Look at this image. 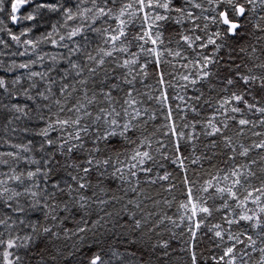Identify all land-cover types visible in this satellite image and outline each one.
<instances>
[{"label":"snow or ice","instance_id":"6c2138e0","mask_svg":"<svg viewBox=\"0 0 264 264\" xmlns=\"http://www.w3.org/2000/svg\"><path fill=\"white\" fill-rule=\"evenodd\" d=\"M8 2L11 7L8 15L13 24L20 19H37L45 9L51 13H61L62 19L52 25L51 32L33 39L22 40L21 37H27L35 25L22 29L19 34L0 28V32L7 31L11 41L23 49L11 52V56L30 57L35 53V59L20 63L13 60L7 66L0 60V70L5 72L26 70L23 76L17 75L11 80L0 77V90L4 93L0 94V120H7L11 124L8 113L14 114L13 119L16 120L24 118L35 127L25 126L23 131L40 138L36 142L29 140L28 143L11 145L17 150L15 152H0V165L10 169V172L0 173V176L7 177L0 179V205L12 208L10 201L21 196L31 197L32 211L43 212L45 220L57 221L60 211H71L69 201L63 199L64 196L69 197L72 207H76L83 216L76 229L64 230L65 239L69 238V232L75 236L103 228L107 234H112L117 227L128 228L129 225L140 229L142 222L148 223L151 213L137 219L138 213L129 206L142 212L143 201L139 199L143 193V189L139 188L141 180L146 184L157 183L156 179L151 178L154 167L159 163L153 154L155 152L163 159H170L171 164L179 170L176 175L183 185L181 195L185 199L179 203L178 212L182 211L181 221L187 219L192 237H196L202 226L210 224L208 231L220 241L227 242L223 254L218 258L212 257L216 264H236L238 256L241 264H247L245 257H251L248 248L253 252L259 251L256 264H264V246L257 249V240L249 234L250 230L255 231L256 236L264 241V166H261L264 163V151H261L264 150V132H252L261 139L247 146L240 143L238 148L233 137L225 134L234 128L236 136H243L245 129L264 127V44L260 43L264 41V35L255 34L264 33V24L255 23L252 32L247 30L258 10L264 11V0H206L212 6L214 15L211 16L204 15L208 11L204 7L205 0ZM4 4L5 0H0V12L5 11ZM29 4L33 8L19 16L21 9ZM194 10H199V15ZM201 17L204 21H210L215 30L209 32V23L203 26L198 24L197 20ZM258 19L264 21V15H259ZM169 25L175 27L169 28ZM248 36H253L256 41V44L248 45L252 53L258 51L257 45L261 53L252 57V66L237 63L239 52H247V41L242 42L241 38ZM96 38H99V43ZM173 41L175 49L168 47ZM41 43L66 51L41 53L37 51ZM0 45L6 49L10 47L3 39H0ZM133 48L137 50L133 51ZM222 50L226 55H220ZM234 52L237 55H233ZM114 53L121 56L117 57ZM4 55L0 51V57ZM166 64L170 65L172 71L164 69L163 65ZM35 65L42 70H32ZM116 69L123 71L113 75ZM255 69L260 70L259 74ZM149 76L156 78L158 87L154 89L157 93L155 96L142 91V88L150 87L144 83ZM166 76L173 77L177 84L166 79ZM210 78L218 80L219 87L211 84ZM204 84L208 85L209 91L217 92L219 98L214 103L213 97L204 98L206 94L202 87H197ZM16 86L20 88L13 91ZM177 86L185 95L175 91ZM169 89L173 90L171 94ZM189 90L193 95H186ZM5 99L9 103L6 104ZM12 100L17 102L11 103ZM153 100L158 107L148 105ZM208 107L213 109L210 115L207 113ZM161 114L163 123L157 125L155 121L161 118ZM247 114L254 115L256 119L244 118ZM148 126L154 131L146 135ZM198 127L200 132H197ZM185 129H191V132ZM157 133L160 136L153 141ZM201 135L216 137L204 146L213 150L211 156L197 154L196 141ZM6 143L0 140V146ZM32 151H39L40 158L25 159L20 155V152ZM252 151H256V156L250 157ZM122 156L124 159H121ZM217 156L223 159L220 163H213ZM237 157L250 158V163L239 162ZM205 160L208 168L203 166ZM21 161L36 167L17 172L13 165ZM190 164L199 166L197 177L206 176L202 182L198 183V179L190 175V172H196V169H190ZM69 168L74 171L68 172ZM61 172L70 181L66 179L61 183L53 180V176ZM172 177L173 173L169 172L158 175L162 181H169ZM25 180L31 181V185L25 186ZM9 181L23 190L9 187ZM175 187L173 182L166 190L171 192ZM129 193L137 198L134 199ZM116 205H120L119 209ZM12 211L25 212V208L17 203ZM93 213L97 218L89 227L88 217ZM216 213L220 214L219 220L211 223L210 218ZM167 219L176 224L172 217ZM9 220L11 216H5L0 219V225L10 228ZM20 223L25 221L21 220ZM233 225L237 227L233 228ZM30 226L33 233L38 235L9 238L6 241L0 239V245H5L0 254V264L23 261L24 257L10 250L28 249L27 242L35 245L40 235L50 234L44 247L32 253L39 257L36 264H44L48 244L51 238H59V233L53 232L49 226H43L42 233L36 224ZM155 227H159V224ZM3 235L0 232V237ZM242 237L246 238L247 243ZM17 240L23 242L18 244ZM129 242L136 243L131 239ZM241 244H245L244 249L238 248ZM163 247L168 248L167 242ZM72 256L73 253L69 252L64 254L63 259L69 260ZM49 258L55 260L56 256ZM88 264L108 262L94 253L88 258ZM133 264H140L139 259ZM192 264H197L195 253L192 254Z\"/></svg>","mask_w":264,"mask_h":264},{"label":"trees","instance_id":"16d2710c","mask_svg":"<svg viewBox=\"0 0 264 264\" xmlns=\"http://www.w3.org/2000/svg\"><path fill=\"white\" fill-rule=\"evenodd\" d=\"M50 2H56V0H50ZM60 3H65V0H59ZM71 2V0H68ZM204 7L208 9L204 15L211 16L214 13L211 11L212 6L204 3ZM5 11L0 12V20L3 21V24L0 25V28L10 29L13 33L19 34L22 29H26L35 25L36 27L33 28L32 32L28 34L27 37H21V39H33L37 37L43 36L46 32L52 31V25L57 23V20L62 19L61 13H51L48 12L46 9L42 11L41 15L37 17V19L28 21L20 19L17 23L13 24L8 13L11 11L10 3L8 0H5L4 4ZM33 8L32 4L27 5L26 8L21 9V12L18 13L19 16L27 14ZM196 11L197 15H199V10ZM175 15V14H173ZM251 15V13H248ZM259 15H264V11L258 10L257 15L252 17V23L248 24L247 30L249 32L253 31V24L255 23H262L264 21H259ZM243 19V18H241ZM138 23V21H136ZM197 23L203 26L204 23H209V32L214 31L215 27L211 25L210 21H204L203 18L197 20ZM59 28V26H57ZM175 27L174 25H169V28ZM63 32V29H59ZM203 35V33H198ZM256 35H264V33L256 32ZM0 39H3L6 43L10 45L9 48H4L3 45H0V51L4 52L5 55L0 57V60L4 61L5 66L12 63L15 60L17 63L24 62L31 59H35V53L32 55L19 57V56H11V52H18L22 51V48H18L7 35V31L0 32ZM58 39V37H57ZM78 41L80 40L79 37L76 38ZM242 42L247 41L245 47L247 48V52H239L240 59L237 60V63L247 64L252 66V57L254 55H261L259 52V45H257L258 51L253 54L252 48L249 47V44H256V41L253 36L242 37ZM67 42V41H66ZM96 42L99 43V38H96ZM167 43V38H166ZM260 43L264 44V41ZM94 47V46H93ZM169 48L175 49L176 44L173 41L172 43L168 44ZM92 50V49H89ZM136 51V48L132 49ZM37 51L41 53H49V54H56V53H64L66 50L62 48H53L48 43H41L38 46ZM31 52V50H30ZM238 52V50H237ZM95 54V53H94ZM115 56L120 57V53H114ZM221 56L226 55L225 51H221ZM233 55H237L236 52ZM264 58V57H262ZM111 59V58H108ZM168 60H172L171 57H166ZM176 63V61H173ZM47 62L45 63V67H47ZM108 67H114V65H106ZM63 67V65H62ZM166 71H172L170 65H163ZM32 70L40 71L42 70L39 65L33 66ZM26 70L23 69H15L13 72L8 73L3 70H0V77L5 78L6 80H11L13 77L20 75L23 76ZM123 71V69H116L113 75L119 74ZM221 71H224L222 69ZM259 69H255V72L259 74ZM103 73H101V76ZM99 79V77H97ZM166 79L172 80L173 84H177V80L173 79L171 76H166ZM210 82L213 85H217L219 87V81L216 79L210 78ZM146 85H149L148 88H142V91L150 92L153 96L157 93L154 91L158 85H156V78L154 76H149L147 80L144 82ZM141 87L140 85H137ZM197 87H202V90L205 92V97L208 96L213 97V103L219 97L217 96L216 91H209L208 85H197ZM20 88V86H16V89H12L16 91ZM175 91H179L181 95H185L183 90L177 88ZM170 94L173 92L172 89H169ZM0 94H4L3 90H0ZM6 95V94H5ZM186 95L191 96L193 95L192 91H188ZM221 95H227V93H221ZM6 104L9 103L8 99L4 101ZM16 100H12L11 103H16ZM21 102H23L21 100ZM31 104V102H28ZM173 103H181L180 101H174ZM189 103H195L194 101H190ZM148 105L155 108L158 107L155 101H149ZM213 109L211 107L207 108V113L210 115ZM8 119L12 120L11 124L7 123V120H0V140L7 141L6 144L0 146V152L6 151H17L15 148H12L11 145L13 144H24L28 143L29 140L34 142L38 141L40 138L31 136L26 134L23 131L25 126L28 127H35L33 124L28 123L24 118L20 120L13 119L12 113H8ZM189 118H191V113H189ZM223 118V117H221ZM244 118L248 119H256V117L252 114H247ZM179 122V121H178ZM157 125L163 123V116L161 114V118L155 121ZM230 125L232 124L229 121ZM15 129V131H13ZM154 129L151 126H148L146 135L153 132ZM186 132H191V129H185ZM201 129L198 127L197 132H200ZM260 131L264 132V127H257L255 129H245L243 136H236V130L234 128H230L226 131L227 136L233 137L234 141L236 142V146L238 148L240 143H243L245 146L251 144L253 141H259L261 137L252 135V132ZM160 134L157 133L152 139L155 141L159 138ZM216 137H204L203 135L200 136L199 140L196 141V151L197 154L203 153L205 156H211L212 151L210 149H206L204 146L209 144L211 140H215ZM116 143V141H113ZM155 148V143H154ZM216 151H219L217 149ZM264 151V150H261ZM111 154V153H106ZM156 155L158 164L154 167V171L152 174V179H156V184H146L141 180L139 185L140 189H143V193L139 196V199L143 201L141 208L143 211L135 209L133 206H129V208L133 212H137L136 218L139 219L143 215H147L151 213L149 217L148 223L144 224L142 222V227L140 229H134L131 225L128 228H121L117 227L113 230L112 234H107L105 229L99 228L94 229L92 232H83L79 233L78 235H71L69 232V238L65 239L64 235L65 229L73 230L76 229L78 226L81 217L83 216L82 212L76 210V207H72V202L69 197L64 196V200L69 201V205L71 207V211H60L58 213L57 221H53L51 219H44L43 212H35L32 211V198L21 196L16 200L10 201L12 208L17 206V203L23 205L25 208V212H13L12 208H6L0 205V213L4 215H0V219L5 218V216H11V220L8 223L11 225L10 228H6L4 225H0V232H3V237L0 239L7 240L9 238L15 239L16 237H24V236H33L38 235V233H33V229L30 226L31 224H36L37 228L42 233L43 226L52 227L53 232L59 233V238H51V242L48 244V251L44 256V264H88V258L93 255L94 253H98L103 260L107 261L108 264H133L134 261L139 259L140 264H192V254L195 253L197 257V264H216V262L212 259L213 256L219 257L223 254V249L227 247V242H222L218 238H215L212 232L208 231V227L210 224L206 226H202V228L197 231L196 237L193 238L191 233L188 231V221L185 219L184 221L180 220V215L182 211L178 212L179 203L185 199L183 195H181V189L183 188L182 183L180 182L179 176L176 173L179 172L176 169L175 165L171 164L170 159H163V157L157 153H153ZM187 154V153H186ZM20 155L28 158H35L39 159L41 153L39 151H32L29 153L20 152ZM256 156V151H252L250 153V157ZM4 159H8V157H4ZM121 159H124L122 156ZM223 159L222 156H217L213 159V163H220ZM258 159V158H257ZM239 162H249L250 158L244 157H237ZM162 165V166H160ZM16 167V171L20 172L22 170H27L29 168L34 169L36 165H28L25 162L21 161L19 164H14ZM204 168H208L207 160L203 161ZM261 166H264V163H261ZM190 169H196V172H190L194 178L198 179V183L202 182L203 179L206 178L204 175H200L199 177L196 176V173L200 171L199 166L197 165H189ZM221 167L223 165L221 164ZM253 167H257L254 165ZM68 172H73L74 170L69 168L67 169ZM10 172V169L6 165H0V173ZM165 172L173 173V177L170 178L169 181H162L158 179V175H163ZM259 174V173H258ZM143 176V174H141ZM7 177L0 176V179H6ZM69 180L70 178L66 176L64 172H61L55 176H53V180L59 181L63 183V180ZM175 183L176 187L172 189L171 192L167 191V187L170 183ZM31 181L25 180V186H30ZM51 183V181L49 182ZM108 183H111L109 181ZM118 183V181H117ZM258 183V181H256ZM9 187L16 188L17 190L22 191V187L17 185L16 183L9 181ZM127 187V185H125ZM36 190V189H34ZM51 190V189H49ZM90 194V192L88 193ZM134 199H136V195L129 193ZM150 197V198H146ZM43 203V201H41ZM146 206V207H145ZM95 205H93V208ZM120 205H116V208L119 209ZM111 211V207L108 209ZM103 214V213H101ZM219 213L214 214L213 217L210 218L211 223L218 222L219 220ZM172 217L173 220L176 221L174 225L167 217ZM95 213H93L89 220V227L91 226V222L96 219ZM126 218V217H125ZM21 220H24L25 223H20ZM61 220L63 221L61 223ZM163 221V223H160ZM15 222V223H13ZM156 224H159V227H155ZM109 228L112 227L111 224L108 225ZM236 225H233V228H236ZM131 229V230H130ZM151 229V230H150ZM101 233H104L103 235ZM253 236L254 239L257 240L256 248L264 246V241L259 239L256 236L255 231L249 232ZM83 237V239H81ZM50 238V234L48 236L40 235L39 239H37L35 245L32 244L31 241L27 242L29 244L28 249L24 248H14L10 251H13L17 255L24 257V260L18 262V264H36L37 259L39 257L32 255L33 252H36L44 247L45 240ZM135 240L136 243H130L129 241ZM245 243H247L246 238ZM18 244L22 243V240L16 241ZM167 242L168 248L165 249L163 244ZM5 245H0V254H2ZM238 248L244 249L245 244L238 245ZM79 249V251H77ZM59 250V252H57ZM248 252L251 253V257H245L247 264H256L260 257L259 251L253 252L251 248L247 249ZM72 252L73 256L69 258V260L63 259L64 254ZM167 252V255L164 253ZM87 253V255H84ZM113 253H119V255H113ZM129 253H134L135 255H129ZM50 256H56L55 260L50 259ZM0 260H2V255H0ZM236 264H241V260L239 256L237 257Z\"/></svg>","mask_w":264,"mask_h":264}]
</instances>
